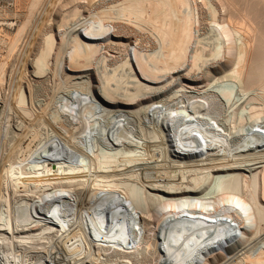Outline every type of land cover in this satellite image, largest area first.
Wrapping results in <instances>:
<instances>
[{
    "label": "bare ground",
    "instance_id": "bare-ground-1",
    "mask_svg": "<svg viewBox=\"0 0 264 264\" xmlns=\"http://www.w3.org/2000/svg\"><path fill=\"white\" fill-rule=\"evenodd\" d=\"M0 264H264V0H0Z\"/></svg>",
    "mask_w": 264,
    "mask_h": 264
}]
</instances>
